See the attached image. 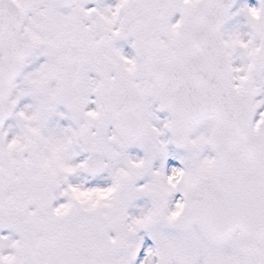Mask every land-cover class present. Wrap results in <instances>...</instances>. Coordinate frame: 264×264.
Wrapping results in <instances>:
<instances>
[{"label": "snow or ice", "instance_id": "6c2138e0", "mask_svg": "<svg viewBox=\"0 0 264 264\" xmlns=\"http://www.w3.org/2000/svg\"><path fill=\"white\" fill-rule=\"evenodd\" d=\"M0 264H264V0H0Z\"/></svg>", "mask_w": 264, "mask_h": 264}]
</instances>
